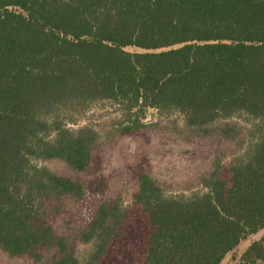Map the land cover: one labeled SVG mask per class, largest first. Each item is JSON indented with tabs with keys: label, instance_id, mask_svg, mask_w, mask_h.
<instances>
[{
	"label": "trees",
	"instance_id": "1",
	"mask_svg": "<svg viewBox=\"0 0 264 264\" xmlns=\"http://www.w3.org/2000/svg\"><path fill=\"white\" fill-rule=\"evenodd\" d=\"M107 105L110 123L89 116ZM150 109L216 140L213 170L175 192L142 166L112 194L98 158ZM262 230L264 0H0V253L221 264ZM244 259L264 262V238Z\"/></svg>",
	"mask_w": 264,
	"mask_h": 264
},
{
	"label": "rangeland",
	"instance_id": "2",
	"mask_svg": "<svg viewBox=\"0 0 264 264\" xmlns=\"http://www.w3.org/2000/svg\"><path fill=\"white\" fill-rule=\"evenodd\" d=\"M126 51L132 54L144 52L136 48H127ZM89 116L101 123H110L108 119L117 117L115 108L109 105L96 109ZM157 120V111L150 109L144 120L147 128L141 134L115 136L105 144L97 166L101 177L108 183L110 193L117 195L126 191L132 182L131 172L142 166L155 180L175 192L195 185L200 177L213 170L219 149L216 140H202L169 132L153 126ZM81 123L85 122H80V125ZM263 238L264 230L248 236L221 264H249L244 259L247 250ZM0 264L31 263L25 259H10L0 253Z\"/></svg>",
	"mask_w": 264,
	"mask_h": 264
}]
</instances>
